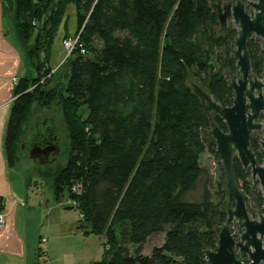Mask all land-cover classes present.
I'll use <instances>...</instances> for the list:
<instances>
[{
	"label": "trees",
	"instance_id": "1",
	"mask_svg": "<svg viewBox=\"0 0 264 264\" xmlns=\"http://www.w3.org/2000/svg\"><path fill=\"white\" fill-rule=\"evenodd\" d=\"M218 1L14 0L12 16L3 6L35 73L15 89L7 162L14 167L19 160L17 144L32 102L55 100L69 144L66 164L49 176L56 198L66 196L68 208L78 211L83 233L104 239L103 257L92 264H207L205 252L216 248L213 222H224L226 212L213 201L200 160L206 153L217 157L211 125L226 127L206 116L187 80L191 72L217 104L232 105L224 71L237 73L231 52L238 32L220 30L212 9ZM69 5L77 25L64 37L77 38L63 62H70L69 76L63 88L45 92L55 74L49 50ZM261 44L256 37L247 44L251 75L258 79L264 78ZM250 149L262 164L258 138ZM233 172L242 193L251 195L248 170L236 158ZM199 183L200 200H188ZM259 199L264 205L261 193ZM161 233L162 243L142 254L146 241Z\"/></svg>",
	"mask_w": 264,
	"mask_h": 264
},
{
	"label": "water",
	"instance_id": "2",
	"mask_svg": "<svg viewBox=\"0 0 264 264\" xmlns=\"http://www.w3.org/2000/svg\"><path fill=\"white\" fill-rule=\"evenodd\" d=\"M6 14L12 16L14 0H1ZM216 12L220 30L228 32L232 27L238 32L231 52L236 61L237 73L230 78L228 86L234 92L230 107L217 104L206 91L192 87L198 96L207 117H219L225 124L226 131L217 125H211L210 135L215 143L218 161L224 176L226 201L222 210L226 212V224L217 230V244L213 251H206L207 264H238L239 257H247L249 264H264V215L250 218L247 209V197L236 183L233 172V160L236 158L245 170H250L251 184L258 181L264 197V162L259 164L250 149L251 142L258 138L259 146L264 151V78L251 75L250 55L247 44L251 38L262 41L264 53V0H235L234 2H216L212 5ZM35 135L28 141V157L44 166L50 164L59 155L60 135L52 119L45 117L34 124ZM234 204L232 208L231 205ZM234 222L238 230L236 241L231 237L228 226Z\"/></svg>",
	"mask_w": 264,
	"mask_h": 264
},
{
	"label": "crops",
	"instance_id": "3",
	"mask_svg": "<svg viewBox=\"0 0 264 264\" xmlns=\"http://www.w3.org/2000/svg\"><path fill=\"white\" fill-rule=\"evenodd\" d=\"M31 70L0 0V204L5 211L0 264H73L69 256H75V251L60 244L76 236L85 237L80 224L75 226L72 218L60 232L59 206H39L37 192L27 186L21 172L6 159L4 140L15 89L20 79L30 76ZM79 254L84 258L81 264L90 262V251Z\"/></svg>",
	"mask_w": 264,
	"mask_h": 264
},
{
	"label": "rangeland",
	"instance_id": "4",
	"mask_svg": "<svg viewBox=\"0 0 264 264\" xmlns=\"http://www.w3.org/2000/svg\"><path fill=\"white\" fill-rule=\"evenodd\" d=\"M220 1L222 3L231 2L230 0ZM76 29L77 25L74 7L69 5L66 9L65 15L61 20L59 30L53 41L52 47L49 50L48 66L50 68H53L52 70L53 72H55V74L52 76V79L48 80V83L44 86L45 92L52 89L53 87H57L59 84L63 85V88L66 84L67 78L69 76L70 62H67L65 64L63 63L67 57V54L63 48V40L65 36H72L75 33ZM218 33L222 34L219 31ZM34 36L35 33H33L32 39L29 42V45L31 46L34 43ZM60 66L62 67L59 69ZM224 75L230 82V78H235L236 73L234 75H231L228 70H225ZM31 76H35L33 70H31ZM187 82L191 87H198L199 89H201V91H204L199 81L191 74V72H188ZM82 110L85 111L84 108ZM43 117L52 119L57 128V131L60 135V152L55 160L50 164L41 166L37 162L30 160L26 149H21V147L23 144L27 145L31 137L35 135L34 124L36 121L40 120ZM67 136L68 134L62 118L61 108L57 104V102L53 100L51 101V103L43 105V103L41 104L39 101H33L30 109V114L23 126V132L17 144L19 160H16L14 164V167H16V169L21 172V175L24 176L27 186H29L33 191L37 192L38 199H40L38 203L39 206H41L42 208H45L46 205L59 206V219L61 220V222H59L58 227L60 228V232L62 230V225L68 221H72V218H74L76 221L75 226L80 224L78 211L76 209L68 208L71 205V202H69L68 198L66 196L61 198L60 200L56 198L54 194V177L49 176V174L52 175L58 169L63 167L67 162V149L69 144ZM200 164L207 172V177L209 180V191L213 201L216 203H221L220 207H222L223 203L226 201V197L221 196V191L224 190V188L219 187L220 182H222V184L224 182V179H222V177L224 178V176L221 163L218 161V157L206 153L201 157ZM248 180L251 182L250 170H248ZM260 193L262 194L258 181H256L255 186L252 190V194L247 196L246 209L249 216L252 215L255 218H258V214L264 215V212L262 211L264 205L260 203L259 199ZM201 195L202 184L199 183L196 186V189L188 194L186 198L190 201H199ZM64 215L67 216L64 218ZM223 224L224 222H220L218 221V219H216L213 222V228H220ZM82 239L79 238V236H76L75 239L69 238L61 241V246L70 247V249L74 250L76 253L75 256H69V261L71 263L73 262V264H81L84 258L80 256L79 252L87 253L88 251H90V262L88 264H92L93 261L101 260L104 252V239L94 234H88ZM163 239L164 234L162 233L151 236L144 244L142 254H150L153 247H158L162 243ZM63 264H66V261H64Z\"/></svg>",
	"mask_w": 264,
	"mask_h": 264
},
{
	"label": "built area",
	"instance_id": "5",
	"mask_svg": "<svg viewBox=\"0 0 264 264\" xmlns=\"http://www.w3.org/2000/svg\"><path fill=\"white\" fill-rule=\"evenodd\" d=\"M76 44H77V38H68V39L63 40V48H64L67 56L71 53L72 50H74ZM80 52L82 54H84L83 49H81ZM75 191H76V189H75ZM4 220H5V211H4L3 206L0 204V232L3 230ZM41 241L45 242V239H42Z\"/></svg>",
	"mask_w": 264,
	"mask_h": 264
},
{
	"label": "flooded vegetation",
	"instance_id": "6",
	"mask_svg": "<svg viewBox=\"0 0 264 264\" xmlns=\"http://www.w3.org/2000/svg\"><path fill=\"white\" fill-rule=\"evenodd\" d=\"M21 149H26V151L28 152V151H29V146L23 144L22 147H21ZM231 207L233 208V207H234V204H232ZM247 213H248V211H247ZM248 215H249V214H248ZM250 216H251V217H250ZM250 216H249L250 218H255V217L252 216V215H250ZM226 219H227V215H226V218H225L224 224H223L222 226H224V225L226 224ZM228 230H229V233H230L231 237L233 238V240L236 241L237 238H238V230H237V227H236V225H235L234 222H232V223L228 226ZM238 251H239V250H236L235 253H234V255H235V260H236L237 262H239L238 264H249L250 262H249V260L247 259V257L244 258V259H241V258L239 257V252H238Z\"/></svg>",
	"mask_w": 264,
	"mask_h": 264
}]
</instances>
